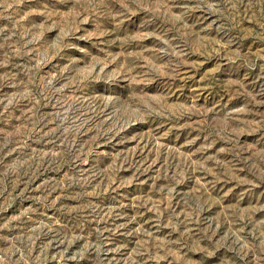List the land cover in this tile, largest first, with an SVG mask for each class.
<instances>
[{"label": "rangeland", "instance_id": "1", "mask_svg": "<svg viewBox=\"0 0 264 264\" xmlns=\"http://www.w3.org/2000/svg\"><path fill=\"white\" fill-rule=\"evenodd\" d=\"M0 264H264V0H0Z\"/></svg>", "mask_w": 264, "mask_h": 264}]
</instances>
